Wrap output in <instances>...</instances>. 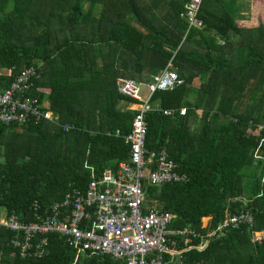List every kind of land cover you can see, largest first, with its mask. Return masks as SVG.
Wrapping results in <instances>:
<instances>
[{"label": "trees", "instance_id": "1", "mask_svg": "<svg viewBox=\"0 0 264 264\" xmlns=\"http://www.w3.org/2000/svg\"><path fill=\"white\" fill-rule=\"evenodd\" d=\"M253 1L264 13V0ZM190 2L0 0V88L35 66L40 78L30 96L47 100L59 123L75 128L0 125V216L33 221L35 202L44 215L72 189L86 188L89 167L103 175L128 162L125 137L138 115L130 108L139 103L119 93L117 80L150 83L172 61L185 82L153 94L146 148L166 150L189 181L146 187L147 205L175 215L174 227L202 231L203 219L216 228L247 199L252 227L228 229L183 261L264 264V243L252 242L264 233V135L257 128L264 122V23L242 27L239 0H202L204 28L188 30L181 15ZM13 235L0 229V264H125L107 255L77 258L56 236L43 259L22 260Z\"/></svg>", "mask_w": 264, "mask_h": 264}, {"label": "built area", "instance_id": "2", "mask_svg": "<svg viewBox=\"0 0 264 264\" xmlns=\"http://www.w3.org/2000/svg\"><path fill=\"white\" fill-rule=\"evenodd\" d=\"M201 2L191 0L185 6L181 17L187 21L188 30L204 28L198 18ZM6 74L11 76L12 70ZM38 78V68L31 66L21 71L9 87L0 88V125H50L62 133H71L75 128L60 124L58 116L44 105L41 98L30 96ZM184 82L172 61L148 84L128 78L117 80L119 93L139 103L132 105L130 110L133 111V106L140 108L136 111L138 115L131 133L125 137L126 145L131 148L129 161L121 164L118 170L109 169L103 175L89 167L91 179L86 188L72 189L44 215L40 214L38 202H35L33 221L23 222L16 214L1 215L0 229L14 234L11 245L20 259H43L49 238L56 236L76 252L77 258L89 253L111 256L125 264H184L186 252L203 251L212 241L221 239L228 229L254 225L253 213L245 209L247 199L239 200L244 207L240 214H227L216 228L210 227L211 219H203L202 231L189 226L174 227L175 215L147 205L146 187L189 181L188 175L179 171V165L166 150L150 151L146 148L148 126L145 118L152 110L153 94L156 90L180 87ZM144 85L150 94L146 102L140 98ZM174 113L175 110L165 111L169 116ZM179 113L186 116L187 108H181ZM257 128L264 135V122ZM116 136L122 138V133L118 132ZM252 242L262 245L264 233H254Z\"/></svg>", "mask_w": 264, "mask_h": 264}, {"label": "crops", "instance_id": "3", "mask_svg": "<svg viewBox=\"0 0 264 264\" xmlns=\"http://www.w3.org/2000/svg\"><path fill=\"white\" fill-rule=\"evenodd\" d=\"M245 0H239L238 2V7L240 10V17L238 23L242 26L245 27L246 29L250 28V29H255L256 27H258L260 25V23H264V13H260V9L263 8V6L258 5L257 3H255L253 0H250L251 2V10L250 8H245L244 7V3ZM224 44V42H223ZM146 78V77H144ZM143 78V79H144ZM135 81H138L142 84H148L149 81L147 79L142 80V79H136ZM152 81V79H151ZM201 80L198 78L196 80V83H200Z\"/></svg>", "mask_w": 264, "mask_h": 264}, {"label": "rangeland", "instance_id": "4", "mask_svg": "<svg viewBox=\"0 0 264 264\" xmlns=\"http://www.w3.org/2000/svg\"><path fill=\"white\" fill-rule=\"evenodd\" d=\"M243 3H244L245 8H250V10H251L252 4H251L250 0H245V2H243ZM259 11H260V13L263 12L261 10H259ZM149 97H150V94H149L148 87L146 85L142 86L141 92H140V98L143 99L144 102H146L149 99ZM47 103H48V101L46 100V102H44V105H47ZM132 108H133V111H135V112L140 109L139 106H133Z\"/></svg>", "mask_w": 264, "mask_h": 264}]
</instances>
